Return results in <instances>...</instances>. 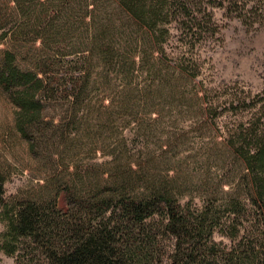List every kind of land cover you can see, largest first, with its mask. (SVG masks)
I'll use <instances>...</instances> for the list:
<instances>
[{"label":"trees","instance_id":"obj_1","mask_svg":"<svg viewBox=\"0 0 264 264\" xmlns=\"http://www.w3.org/2000/svg\"><path fill=\"white\" fill-rule=\"evenodd\" d=\"M189 1L264 12V0H0V92L43 175L9 200L0 166V249L20 254L24 244L23 264H162L167 235L165 264L222 253L230 264H264V104L251 93L209 97L194 82L188 38L214 23ZM184 120L217 128L210 140L242 158L246 191L184 201L176 159L164 156L186 136ZM244 221L253 229L244 249L221 248L215 233L236 239Z\"/></svg>","mask_w":264,"mask_h":264},{"label":"rangeland","instance_id":"obj_2","mask_svg":"<svg viewBox=\"0 0 264 264\" xmlns=\"http://www.w3.org/2000/svg\"><path fill=\"white\" fill-rule=\"evenodd\" d=\"M190 3L191 7H197L198 11L201 9L200 16L212 13L214 23L213 25L203 23L206 27L197 30L196 34L188 38L195 45L193 53L198 55L200 69L194 82L201 90H207L209 97L215 96L216 89L222 93L258 94L261 100L259 103L263 105L264 12L248 13L246 17H241L219 7L209 6L208 8L202 5L200 8L199 5ZM204 9H206L205 13ZM195 30L196 28L193 33ZM174 45L176 40L170 43V49ZM11 107L12 105L0 92V166L7 172L5 195L9 200L16 195H21V192L26 194V191L30 190L37 181L43 182L37 178L43 176L40 172V163L30 158L25 142L13 130ZM212 128L213 131L211 126L199 127L191 120L181 121L177 130L183 129L187 132L186 136L178 139L179 144L176 148H170V151L164 153L165 157L176 159L175 164L179 168V171H175L178 179L176 186L185 189L188 194L184 201H191V196L194 197L191 201L192 206L202 205L208 193L221 190L222 187L228 189L231 186H237L246 191L250 186H248L249 176L246 175L247 170L242 158L239 155H233L223 146L214 145L210 139L217 132V128L215 126ZM164 150L169 149L165 146ZM221 195L218 196L220 201H214L215 204H213L218 207L219 214L225 217L228 210L225 205H222ZM59 203L62 208H66L65 195L60 197ZM251 228V223L244 221L238 238H228L221 232H216L215 239L225 250L231 247H239L242 250L249 239L251 240L247 236L253 230ZM5 230L6 221L0 216V243ZM242 239L246 243L239 245ZM160 243L164 262L162 264H165L169 260L173 241L164 235ZM21 248V253L19 252L21 257L18 252L9 254L0 249V264H23L24 260L27 262L24 244ZM227 256L226 253H222L219 261L207 257L205 260L208 261L203 264H230L224 260ZM38 262L47 264L43 257L35 260V263Z\"/></svg>","mask_w":264,"mask_h":264}]
</instances>
